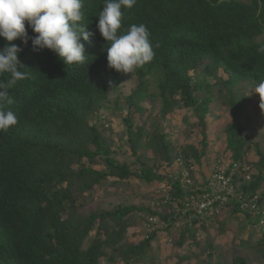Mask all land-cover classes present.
Returning a JSON list of instances; mask_svg holds the SVG:
<instances>
[{
  "label": "trees",
  "instance_id": "trees-1",
  "mask_svg": "<svg viewBox=\"0 0 264 264\" xmlns=\"http://www.w3.org/2000/svg\"><path fill=\"white\" fill-rule=\"evenodd\" d=\"M82 5L78 25L94 33L88 41L82 40L87 57L83 65L67 66L49 49L35 52L31 40L26 45L19 38L13 41L22 48L19 59L27 75L7 90L14 103L4 107L16 114L18 123L0 133V264H101L102 259L107 264H134L150 257L152 242L161 230L137 242L129 241L126 232L135 216L142 220L140 212H159L140 205L94 210L80 201L101 185L117 186L132 176L145 182L164 179L144 164L139 152L152 149L159 159L173 161L176 149L160 123L179 99L193 109L205 150L214 96L213 86H207L201 97L196 95L204 85L193 74L202 67L204 74L219 70L224 74L220 82L232 112L226 127L227 150L235 160L249 161L248 150L256 147L258 159L249 161L255 175L244 187L246 193L264 186V151L244 133L240 118L247 98L236 88L264 80V52L260 51L264 0H136L131 9H121L118 34L143 23L154 57L132 74L108 67L107 44L96 27L104 0H82ZM26 29L29 36L36 35L27 23ZM4 44L0 38V48ZM0 80L6 82L7 77ZM135 81L136 86L128 90L126 82ZM121 95L131 148L142 161L138 170L115 161L111 146L101 136L102 110L109 103L118 110ZM156 98L161 102L157 120L150 128L136 124L133 117L143 111L141 101ZM185 152L188 158L192 153L201 159L194 145ZM98 164L103 168H95ZM229 212L241 214L237 208ZM170 216L160 213L166 221ZM205 221L186 222L176 246H198V230L206 228ZM206 245L213 251V238L208 236ZM234 262L249 264L242 256Z\"/></svg>",
  "mask_w": 264,
  "mask_h": 264
},
{
  "label": "rangeland",
  "instance_id": "rangeland-1",
  "mask_svg": "<svg viewBox=\"0 0 264 264\" xmlns=\"http://www.w3.org/2000/svg\"><path fill=\"white\" fill-rule=\"evenodd\" d=\"M202 67L193 75L198 84L204 85L202 89L196 91V95L201 97L207 93V86L213 90L212 95L214 101L211 104V113L208 116V144L203 149V136L201 128L198 125V119L194 115L191 107L179 99L174 110L167 115L165 120H162L161 131L166 135L167 140L175 147V155L181 153L188 158L185 149L188 145H194L201 154V159L198 160L192 153L188 159H192L200 166V172L205 169V161L211 162L217 155L232 154L227 150V135L226 127L231 121V110L226 105L224 98V87L220 82V75H224L220 70L218 72L204 74ZM134 83L126 82L127 89L131 90V86H136ZM257 83L246 82L243 86L236 87L230 85V88H239L244 94L248 93ZM117 93H115L116 95ZM121 104L118 110L109 103L102 110V118L100 121V130L103 141L106 145L111 146L112 157L115 161L128 164L132 170H138L142 166V161L134 154L128 130L123 121L127 113L126 106L123 104V95L120 96ZM245 109L240 123L244 127V133L249 134L255 141L260 143L261 149L264 151V115L259 108V94L252 93L246 96ZM200 99V98H199ZM143 111L136 113V124H144L147 128L155 122L159 116L161 102L159 98L155 101H141ZM140 116V117H139ZM139 117V118H138ZM146 138H143V142ZM256 147L252 146L248 150V160L255 161L258 159ZM141 155L144 164H149L154 167V172L160 176L165 175L166 160L159 159L152 149L141 150ZM174 155V156H175ZM187 156V157H186ZM176 157V156H175ZM207 159V160H206ZM159 163V164H158ZM91 166L90 162H87ZM95 168H103L102 164L94 165ZM208 167V166H207ZM157 186L156 181L145 182L141 179L132 176L124 180L117 186L101 185L91 193L87 194L80 202L89 206L94 210L113 209L120 205H140L150 206L154 201V193ZM264 187V186H262ZM140 215V213H139ZM168 218L167 226L157 234L152 242V250L144 260L134 264H235L234 260L237 256L245 257L249 264H264V229L257 228L256 220L246 215H232L230 212H225L221 218L206 220V228L198 230L197 239L200 244H187L182 247H177L176 242L185 229L183 219ZM141 216V215H140ZM170 220L173 225L170 226ZM128 240L137 242L145 236V228L142 220L134 219V225L127 230ZM213 238V251L206 247L207 238ZM190 239H188V243ZM188 255L186 259H181L182 256ZM101 264H107L104 259Z\"/></svg>",
  "mask_w": 264,
  "mask_h": 264
},
{
  "label": "clouds",
  "instance_id": "clouds-1",
  "mask_svg": "<svg viewBox=\"0 0 264 264\" xmlns=\"http://www.w3.org/2000/svg\"><path fill=\"white\" fill-rule=\"evenodd\" d=\"M135 4L136 0H104L96 25L107 44L108 67L124 74H132L154 57V45L143 23L118 34L121 9H131ZM82 6V0H0V38L5 41L0 48V76L7 77L6 82L0 80V133L18 123L16 114L4 107L14 103L7 90L14 89L27 75L23 71L26 65L19 59L22 48L13 41L19 38L26 45L31 40L35 52L49 49L67 66L83 65L87 57L82 40L88 41L94 33L86 30V25H78L83 18ZM26 23L36 35L29 36ZM252 93L259 94V108L264 115V80L245 96Z\"/></svg>",
  "mask_w": 264,
  "mask_h": 264
},
{
  "label": "built area",
  "instance_id": "built-area-1",
  "mask_svg": "<svg viewBox=\"0 0 264 264\" xmlns=\"http://www.w3.org/2000/svg\"><path fill=\"white\" fill-rule=\"evenodd\" d=\"M249 161L235 160L230 153L220 154L211 162L205 161L203 172L197 162L181 153L166 162L164 179L157 182L150 204L159 214L140 212L145 237L167 226L160 213H171L186 223L222 217L237 208L256 220L254 226L264 229V190L248 194L244 188L255 175Z\"/></svg>",
  "mask_w": 264,
  "mask_h": 264
},
{
  "label": "crops",
  "instance_id": "crops-1",
  "mask_svg": "<svg viewBox=\"0 0 264 264\" xmlns=\"http://www.w3.org/2000/svg\"><path fill=\"white\" fill-rule=\"evenodd\" d=\"M262 190H264V187H262Z\"/></svg>",
  "mask_w": 264,
  "mask_h": 264
}]
</instances>
